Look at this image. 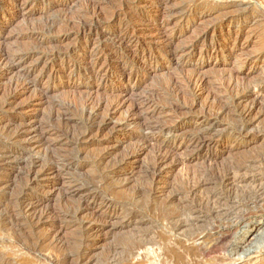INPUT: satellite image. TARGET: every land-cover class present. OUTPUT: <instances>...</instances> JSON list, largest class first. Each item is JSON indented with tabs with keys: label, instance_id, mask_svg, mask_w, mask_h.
<instances>
[{
	"label": "bare ground",
	"instance_id": "1",
	"mask_svg": "<svg viewBox=\"0 0 264 264\" xmlns=\"http://www.w3.org/2000/svg\"><path fill=\"white\" fill-rule=\"evenodd\" d=\"M171 1L151 0L146 8H142L138 0H113L108 1L109 6L106 8L98 6L93 8L84 15L85 18L79 20L77 25L75 23L73 26L72 22L66 21L64 28L75 30L77 40L82 43L79 45V50H76V46L63 52H55L51 56L44 53V47L49 46L47 36L55 29L57 25L55 23L51 25L47 23L44 28L30 36V39L35 42L33 49L21 51L5 49L0 45V83L5 79H9L11 83L8 99L4 102L3 108L12 106L21 95L33 89L36 92L38 88L37 91L43 99L49 92L56 90V87L51 86L40 88L39 75L32 77L40 67L42 76L48 75V81L55 82L65 78V70L70 69L69 62L73 61L74 64L78 62L76 71L71 69L69 78L76 75L78 79L83 78L90 82L88 88L95 86L99 88L102 85L106 87L107 83L115 80L123 81L125 78L130 80L141 75H152L154 71L149 66V59L146 58L148 54L151 55L152 60L156 62L163 60L164 64L172 58V62L168 64L177 67L176 69L189 65L188 61L181 62V59L190 55L191 51L177 47L175 42L182 36V32L168 36L165 31L176 29L180 24L188 27L189 23H185V17L199 11L201 5L193 6L185 3L182 6L179 5L180 7H171ZM27 2L28 0H0V25L12 23L20 17L24 18L27 15L24 13ZM226 21L227 19L221 21L219 26L222 27ZM171 25L174 27L171 28ZM6 28V25L0 26L1 30ZM217 30L218 26H214L212 32ZM151 34L154 38L149 41L147 36ZM209 35L210 31H206L197 36V39L203 40V45H206L207 49L217 50V45L212 38H209ZM60 40L62 41L63 38ZM91 44L94 47L90 50ZM108 55L115 56L108 59ZM56 60L62 64L59 70H51L49 63ZM120 64L121 68L118 67ZM206 68L208 67L203 65L200 69H196L194 76L182 82L173 81L175 92L190 102L188 107L171 106V112L174 118L179 120L177 124L180 127L169 126L165 118L163 121L159 113L161 110L159 104L151 99L133 101L126 115L119 122L114 123L113 130H110L112 132L110 137L102 142L103 146L122 142L117 140L122 136L124 141L129 140L133 144L136 142L133 150L120 154L111 161V164H106L114 154L109 150L94 155L92 162L97 167L95 174L89 180L76 185L77 188L70 189L71 193L80 195V205L77 204L76 213H72L75 214V218L82 219L78 228L79 233L86 240L105 231V234L123 235L121 237L124 238L129 236L127 238L137 241L136 251L160 245L166 255L173 256L169 258L174 259V264H184L186 257L188 258L186 264H206L204 261L207 258L210 259L207 264H257L259 262L264 250V151L242 161L240 158L239 161L232 160L233 162L223 168L217 165L215 154L221 152L220 154L233 156L235 152H240L247 147L244 142L248 138L264 142V132L261 135L258 130L256 131V123L260 119L259 113L264 114V110H261L263 109L261 99L264 98V78L251 84L243 93L239 92L235 95L231 93L230 97L214 93L212 94L214 103L195 111L194 108L200 107L195 91H207L208 82L199 77ZM232 84L235 86L234 83ZM73 87L75 88L70 81L65 85V88ZM134 93L132 88H128L113 96L112 101L105 98L95 100L91 96L86 97L82 104L77 106L84 121L80 132H72L65 127L59 128L61 125L53 129L54 119L49 117H44L45 119H40L41 121L26 117L25 120H18V126L11 123L5 129L6 131L0 134V139L18 143L22 145L23 150L33 151V154L45 149L46 153L43 157L41 156L43 167L46 171L60 177L63 173L75 168L73 165L82 162L84 148L93 144V139L105 136L106 128L113 123L115 117L126 106V100L134 96ZM33 104L37 105L33 101L29 108H33ZM190 113L194 117L190 119L191 123L185 126L183 120L189 118ZM228 116L232 118H229V123L226 124L225 118ZM56 117L63 122V115H56ZM53 135L60 139L64 137L61 140L66 146L64 154H59L60 151L58 154L49 153L54 146L52 144L57 141L52 138ZM5 145L0 141V165L21 157L19 152ZM149 147H154V152L143 171L149 180V190L146 193L153 202L155 201L166 210L174 209L175 211L168 223L169 232L165 230L158 239L159 242H156L154 237L150 238V235L139 232L141 221L135 215H127L124 209L127 205L120 202L117 197L118 193L129 185V179L140 168L138 167L140 158L149 150ZM40 163L36 160L28 163L29 169H27L26 180L24 178V187L30 188L41 177L43 178L44 175L40 176L42 170L39 173L37 168ZM198 163L201 167L203 165V169L186 175L183 180L184 188H169L166 178L173 170L182 168L184 171L188 166ZM45 177L49 178V175ZM119 177L125 178L123 179L125 183L113 184V181ZM23 186H21L22 189ZM70 190L66 191L70 193ZM64 192L63 194L66 195ZM16 203L18 211L13 210V212L24 218L34 231L41 227L45 218H49V211L42 208L44 205L39 199L23 194L18 195ZM200 224L205 225L203 227L205 229H201ZM186 229H191V232L189 231V235L183 238L181 232L187 231ZM53 235L48 233L43 235V238L40 235L42 239L40 238L37 246L34 244L33 250L37 251L36 247L47 246V243L49 245L55 236ZM36 241L33 240V243ZM93 245V242L88 243L89 248ZM219 250L224 255L212 258V255ZM86 251V259H90L91 252L88 249ZM165 254H163L164 258ZM86 259L84 260L88 261ZM91 260H89L90 263Z\"/></svg>",
	"mask_w": 264,
	"mask_h": 264
},
{
	"label": "rangeland",
	"instance_id": "2",
	"mask_svg": "<svg viewBox=\"0 0 264 264\" xmlns=\"http://www.w3.org/2000/svg\"><path fill=\"white\" fill-rule=\"evenodd\" d=\"M108 1L110 2L113 0H28L24 10V13L27 15L24 18L20 17L12 23L7 22L0 25L1 27L4 25L7 26L5 30L0 29V42L2 43L0 45L5 49H19L21 51L33 49L35 42L30 39V36L39 29L44 28L47 23L50 25L55 23V25L57 24L55 29L49 32L47 36L49 38V46L44 47V53L51 56L55 52H63L66 51V49L76 48V46V50H79V45L82 43L77 40L75 30L64 28L66 27L65 22L69 20L72 22L73 26L75 23L77 25L79 20L85 18L86 16L84 15H87L96 6L100 8L109 6ZM150 1L151 0H138L142 8H146ZM185 3L193 6L197 4L201 5L199 8L200 10L194 12V14H188L185 17V23H189L188 27H184L180 24L176 29L165 31L168 36L176 35L181 31L182 36L175 41L176 46L191 51L190 55L181 59V62H189V65L182 67L183 70L176 69L177 67L175 68V66L169 65L170 62H172V58L169 59V64H164L165 62H163V60L157 62L152 60L151 55L148 54L146 58L149 59V66L154 71L152 75H141L130 80L125 78L123 81H111L106 84V87L102 85L99 88L98 86L88 88L90 87V82L88 80L83 78L78 79L76 75L69 78L71 69L76 71L78 62L76 64H74L73 61L69 62L68 67H70V69L65 70V78L55 82L53 80L48 81V75L42 76L40 67L32 77L35 78L39 75L38 78L41 79L40 88L51 86L56 87V90L49 92L43 99L41 98L40 92L37 91L38 88L36 92H34L35 89H33V91L21 95L12 106L5 107V105V108H3V105L8 99L11 83L9 79H5L0 83V134L4 133L6 131L5 129L11 123L18 126V120H25L24 118L26 117H30V119L36 118L38 121L44 120V117H49L54 119L53 129H57L58 125H61L59 128L65 127L72 132H80L84 126V121L77 106L81 105L86 97L91 96L95 98V100L100 98L104 100L105 98L108 101H112L114 99L113 96L115 97V95L128 88H132L133 92H135L134 96L126 100V106L115 117L113 123L106 128V132L104 131L105 136L102 135V138L93 139V144L84 148L82 162L78 165H73L75 168L71 169L70 172L63 173L60 177L46 171L43 167L44 163H42L43 158H41V156L43 157L46 153L45 149H41L37 154H33V151L23 150L22 145L18 143L15 144L8 139H0L2 144H6L5 146L8 148L11 147L15 152H19L21 155L18 160H12L4 165H0V194H2L0 195V264H87L86 262H88V264H165V262H167L166 264H174V259H170L173 258V256L171 254H169L170 256L166 255L165 252H163L164 250H161L160 245L147 248V250L144 248L136 251L137 241L127 238L129 236H125L124 238L121 237L123 235L110 233H106V235L105 231L103 232L104 234L101 233L98 234L99 236L97 235L86 240V238L79 233L78 228L82 219L74 217V213H76V209L78 205H80V195L71 193V191L77 188L76 185L79 183L89 180L97 171V167L92 162L94 155L104 150H109L114 154L111 160L106 164H111V161H114L120 154L122 155V153L124 154L125 152L133 150V146L136 145V142L133 144V142L129 140L124 141V137L122 136L117 139L122 140V142L116 144L111 143L109 146H103L102 144V142H105L110 137L114 123L119 122L123 116L126 115L125 113L133 101L142 99L156 101L161 109L159 113L161 114L162 120L164 121L165 118L169 126H176L177 128L180 127V125L177 124L179 120L174 118L175 116L171 112V106L180 105L188 107L190 102L184 100L175 92L173 81L178 80L182 82L184 79L194 76L196 69H200L203 65L208 67L203 70L202 75L199 76L203 80L206 79L208 82L206 85L207 91H195L196 98L200 105L199 108H194L195 111H197L201 109V107H207L214 103L212 97L214 93L219 96H229L231 93L233 95L239 92L243 93L251 84L257 83L264 78V0H172L170 6L178 7ZM28 13H30V15H28ZM143 16H145V14H143ZM226 19V23L220 27L219 23ZM214 26H218V30L212 32ZM139 27L140 26H138V28ZM170 27L172 28L174 26L171 25ZM206 31H210L209 38H212L215 45H217V50L211 48L207 49L206 45H203V40L197 39V36ZM61 38H63L62 41L60 40ZM153 38L152 34L147 36L149 41ZM93 47V44L89 45L90 50L93 49ZM114 56L115 55H108L107 58L110 59ZM258 58L260 60H257ZM61 64V62L56 60L55 62L49 63V67L51 70H59ZM118 67L121 68L122 65L120 64ZM69 81L75 88H65V85ZM232 83L238 87H235ZM263 99L264 98L261 99L262 111L264 110ZM33 101H35L37 105L33 104L34 107L29 108L30 103ZM69 104L71 105L69 106ZM180 111H182V109H180ZM260 113V119L256 123V131L258 130L262 135L264 132V114ZM56 115H63V122H60ZM193 117L194 115L190 113V117L185 118L183 124L188 126L189 123H191L190 119ZM229 118H232V116L225 118L226 124L229 123ZM55 137L54 135L52 136V138L57 139V141L52 144L54 146H52L49 153L58 154L60 151L59 154H64L66 146L63 145V141V143L61 142L64 137H61V139L60 137ZM244 145L247 147L243 148L240 152H235L234 155L230 157L227 154H220L221 152L215 154L217 165L219 164L218 166L220 168L222 166L223 168L224 166L226 167V165L228 166V163L233 162L232 160L239 161L241 159L240 161H242L264 151L263 140L248 138L245 140ZM153 152L154 147H149V150L143 154L138 163V167H142V169L140 170L139 168L137 170L136 174L130 178L131 180L129 179V185L123 188L121 192L118 193L117 197L120 202L127 205L124 208L127 212L126 214L135 215L139 221H141L140 223L142 225H139V232L141 231L143 234L150 235V238L154 237L156 242H159L160 240L158 239L161 238L162 233H165V230L169 232L168 228H170V225L168 223L171 221L170 218L173 215L172 213L175 214V211H173L174 209L166 210L161 205L155 203V201L153 202L146 193L149 190V180L143 171L148 161L151 160ZM32 160L41 162L37 167L40 171L37 168L36 170H38L39 173L42 170L40 176H44L43 178L41 177V180L39 179L34 186L32 185V187L26 188L24 186L27 178V169H29L28 163ZM202 169L203 165L201 167L200 163H198L188 166L184 171L182 168L173 170L166 178L170 186L169 188H184V177ZM48 175L49 178L45 177ZM123 179L125 178L119 177L113 181V184L117 185L120 182L125 183ZM3 186L4 188H2ZM21 186H23V189ZM78 189L84 190L83 188ZM66 190H70V193ZM62 191L66 193V195H64ZM23 194L27 197L39 199L42 205L45 206L42 208L49 211V218H45L41 223V227L37 230L35 229V231L30 224L28 226L24 218L17 215L18 213L13 212V210L18 211L16 201L18 195L20 196ZM251 221L253 222L255 220ZM200 227L201 229H205L203 228L205 227L203 224L202 226L200 224ZM186 230L187 231L183 230V232H181L182 237H186L189 235L188 232H191V229ZM48 233L55 235H53L52 242H50L51 240L49 241L52 245H48L47 243L46 245L48 247L45 245L38 246L36 247L38 248L37 251H34L33 248H35V245L37 246V243L43 238L42 236ZM80 237H82V239H80ZM34 238L38 240L36 241ZM150 238L148 240H150ZM33 240L36 242L33 243ZM94 241H96V243ZM92 242L94 245L89 248L88 243L91 244ZM32 244H35L34 247ZM86 249L91 252L90 259H86ZM133 252H135L136 255L133 254ZM163 254H165V258ZM222 255H224V253L219 250L212 255V258ZM164 259L167 260L165 261ZM89 260L92 262L90 263ZM209 260L210 259L207 258L204 262L207 264ZM184 261V264H186L188 258L186 257ZM257 264H264V250Z\"/></svg>",
	"mask_w": 264,
	"mask_h": 264
}]
</instances>
